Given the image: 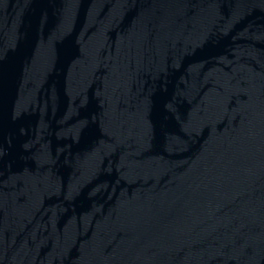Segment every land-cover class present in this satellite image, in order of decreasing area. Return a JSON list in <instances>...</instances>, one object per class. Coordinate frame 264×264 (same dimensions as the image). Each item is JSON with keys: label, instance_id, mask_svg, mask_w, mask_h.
Segmentation results:
<instances>
[{"label": "water", "instance_id": "water-1", "mask_svg": "<svg viewBox=\"0 0 264 264\" xmlns=\"http://www.w3.org/2000/svg\"><path fill=\"white\" fill-rule=\"evenodd\" d=\"M0 264H264V0H0Z\"/></svg>", "mask_w": 264, "mask_h": 264}]
</instances>
